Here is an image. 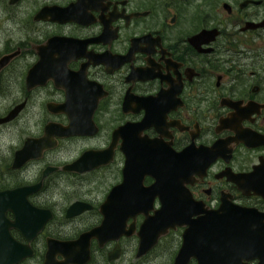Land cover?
<instances>
[{"label": "flooded vegetation", "instance_id": "obj_1", "mask_svg": "<svg viewBox=\"0 0 264 264\" xmlns=\"http://www.w3.org/2000/svg\"><path fill=\"white\" fill-rule=\"evenodd\" d=\"M22 1L0 0V20L16 19ZM25 21L23 41L8 37L0 47V59L14 54L0 67V100L11 98L3 83L27 58L21 97L0 104L3 119L25 103L0 130L26 125L5 165L16 179L0 178L1 259L26 249L15 264H139L169 239L174 264L189 230L198 252L186 264H227L231 247L216 235L226 225L251 250L241 264H264V0H27ZM26 140L40 156L12 168ZM69 141L84 144L60 160ZM85 153L90 169L64 170ZM37 162L39 175L27 180L22 173ZM153 167L161 180L165 172L185 180L206 212L138 256V204L151 203L153 215L163 201L146 189ZM222 207L242 213L193 223ZM117 208L122 227L111 238L112 229L96 228L102 210L115 216Z\"/></svg>", "mask_w": 264, "mask_h": 264}, {"label": "water", "instance_id": "obj_2", "mask_svg": "<svg viewBox=\"0 0 264 264\" xmlns=\"http://www.w3.org/2000/svg\"><path fill=\"white\" fill-rule=\"evenodd\" d=\"M18 0H11V3L16 2ZM14 54L5 56L4 58L0 59V67L2 65H5L9 59L13 56ZM26 86H27V77H26ZM25 104L24 102L20 103L14 110L8 114L7 117L0 119V122H4L7 120L12 119L17 115V113L20 111L22 108V105ZM72 133H65L66 135L69 134H74L75 132L70 131ZM29 140H26L24 142V145L21 149H19L16 154H15V160L12 165V168H17L20 167L21 164L27 159H34L38 158L41 153L42 147H39L38 151L35 150H30L29 149ZM87 153H85L80 159L77 161L68 164L64 166V170H69V171H84L87 169H90V166L85 163L83 157L86 156ZM85 158V157H84ZM83 159V160H82ZM86 159V158H85ZM86 166H82L85 165ZM50 170L44 169L42 178H44ZM154 172L153 173L156 176V181L153 185H150L149 187H146V189L152 190V189H159V196L162 198V204L160 205L159 209L154 211L153 215H149V210L152 209V204L151 203H144V204H138L139 211H143L145 215V220L141 224L139 234L141 236V241L142 246L140 247L138 251V256L146 253L157 241V239L161 236L164 235L168 232L170 228H176L177 226H185L186 224L190 223L192 220V216L195 214H199L202 212H206V210L201 206L199 202H196L191 195L190 191L187 189L185 180L179 179L178 177L176 178L175 182H173V179L170 181L168 179V173L165 172L166 178L165 180H161L158 177L157 172L160 174L158 170H155L153 167ZM159 178V179H158ZM122 184H119L118 186L115 187V189L112 191V194L109 197H118L120 194V188ZM29 190V189H28ZM27 190V191H28ZM15 191H9L5 192L3 194H12ZM174 194V195H173ZM169 195L172 196L169 198ZM155 194H152L151 197L153 198ZM110 204L109 202H105L103 205V208H108ZM121 207V204L119 205ZM143 207V209H142ZM103 213H105L104 220L101 224V226L97 227L96 229L103 230V229H112L113 232L111 234V238H116L120 235L119 230L122 226L121 224L117 226V220L116 218H120V209H116V214L112 212L115 216H109L108 212H105L102 210ZM239 214L242 213V210L240 209H234L228 207H222L219 210L214 211L211 214H216L215 217H209L208 219L205 218H200L193 223L201 222L202 220H208V221H219V222H226V221H233V214ZM15 227L20 229L23 233H26V226H25V220L18 219L15 221ZM12 225V224H10ZM233 229L232 226L228 227L226 225L220 226V229L216 235H218L221 239H224L222 241L223 245H228L231 247L230 250L226 251V261H230L231 263L227 264H241L244 259H249L252 257L251 250L249 247H246L247 242L242 241H235V235L233 234ZM192 233L189 230H186L184 233V243L182 247H180L174 264H186L187 263V258L190 255H196L198 250L195 248H191L189 246V241L192 238ZM211 237L212 235L209 234ZM242 237V235L240 236ZM151 238V241H147L146 239ZM243 239V238H242ZM215 251L212 249H209L206 251L208 254H212ZM6 253V252H5ZM30 253V252H28ZM17 254V255H16ZM14 256H10V258H3L1 259L0 257V264H15L18 261H20L23 257L27 256V251L26 249H20L17 251ZM1 256V252H0ZM8 260V261H7ZM206 261H201L199 260V264H206ZM210 264V263H209Z\"/></svg>", "mask_w": 264, "mask_h": 264}, {"label": "rangeland", "instance_id": "obj_3", "mask_svg": "<svg viewBox=\"0 0 264 264\" xmlns=\"http://www.w3.org/2000/svg\"><path fill=\"white\" fill-rule=\"evenodd\" d=\"M0 6L3 4L0 2ZM19 9L16 13V19L14 17L13 20L5 21L4 19V11L0 7V47L3 45V42L6 38H13V43L18 45L23 41L26 33V14H27V0H23L18 4ZM27 62V58L23 56L16 62L15 68L18 69V72L15 71V78H10V83H3V85H9L11 89V98L0 100V104H9L13 99H18L21 97L22 88H23V73L25 70V65ZM23 117L26 116L25 113L22 114ZM26 125L17 122L11 124L8 128L0 130V178L2 173L5 174L4 181H14V175L10 177L6 170L7 160L10 158L11 150L14 146L20 145L21 142V134L26 131ZM84 143H78L75 141H69L63 145L62 148L58 149L57 157L60 160L70 159L75 156L78 152V149L83 146ZM41 163L37 162L31 165L27 169V173H22V175L27 174V180H34L39 175V167ZM17 176L20 177V174ZM89 180V179H88ZM88 185L87 183L85 184ZM172 246L169 243V239H164L163 242L146 258L139 262V264H171L170 259L173 253ZM36 259L32 261V264H35Z\"/></svg>", "mask_w": 264, "mask_h": 264}]
</instances>
